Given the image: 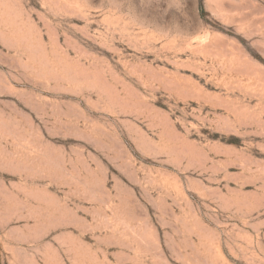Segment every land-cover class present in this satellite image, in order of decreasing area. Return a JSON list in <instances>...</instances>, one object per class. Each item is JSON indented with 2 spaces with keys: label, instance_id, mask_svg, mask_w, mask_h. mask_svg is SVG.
<instances>
[{
  "label": "rangeland",
  "instance_id": "obj_1",
  "mask_svg": "<svg viewBox=\"0 0 264 264\" xmlns=\"http://www.w3.org/2000/svg\"><path fill=\"white\" fill-rule=\"evenodd\" d=\"M0 264H264V0H0Z\"/></svg>",
  "mask_w": 264,
  "mask_h": 264
}]
</instances>
